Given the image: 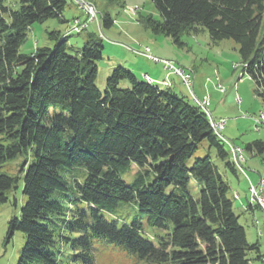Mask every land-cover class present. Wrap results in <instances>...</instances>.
<instances>
[{
	"label": "trees",
	"instance_id": "trees-1",
	"mask_svg": "<svg viewBox=\"0 0 264 264\" xmlns=\"http://www.w3.org/2000/svg\"><path fill=\"white\" fill-rule=\"evenodd\" d=\"M151 1L159 17H144L145 27L177 44L183 31L198 27L212 40L233 39L242 75L264 96V0ZM66 5L19 0L14 9L0 0V167L21 158L16 174L0 170V205L11 195L16 204L17 190L25 196L7 222V240L17 230L24 235L16 264H105L109 243L127 251L132 264H249L251 251L264 263L228 196L224 175L238 176V160L200 105L164 84L165 77H137L119 64L99 89L103 44L85 28L51 30L52 46L19 50L32 23L69 21ZM112 24L102 13L101 30ZM83 31L80 48L68 44L71 33ZM202 141L207 153L188 165ZM245 149L261 153L264 142ZM132 165L141 168L127 183L120 173ZM129 201L163 230L157 243L143 234L140 217L106 216Z\"/></svg>",
	"mask_w": 264,
	"mask_h": 264
},
{
	"label": "rangeland",
	"instance_id": "rangeland-1",
	"mask_svg": "<svg viewBox=\"0 0 264 264\" xmlns=\"http://www.w3.org/2000/svg\"><path fill=\"white\" fill-rule=\"evenodd\" d=\"M77 1L79 0H67L63 15L69 21L65 23H60L55 18H48L41 23H32L19 50L31 53L37 46H52L54 41L49 38L48 31L59 30L67 33L73 24L79 22L85 24L86 31H93L101 37L102 58L96 61L97 77L95 80L99 89L105 87L107 75L118 64L129 67L137 77L143 75L144 72L149 74L156 70L164 72L162 71V65H164L162 61H155V64L152 60L145 58L146 47L153 55L169 59L189 69V74H192L194 78L191 87H185L181 79L173 73L167 75L166 80L168 83L173 80L178 86L175 87V90L181 93L185 99L193 102L191 94H194L205 101L211 118L213 116L218 120L220 117H225L227 122L220 131L225 145L230 150L231 145L227 141L229 140L244 149L245 160L242 163L244 170L240 160L237 162V159L233 157L237 162L238 176L230 173L225 174L223 166L213 151L211 156L218 164L219 171L225 174L224 178L230 183L228 196L233 201V210L239 216V222L244 226L248 240L257 242L260 252L264 254V209L252 203V207L255 206V208L251 212L244 205L251 199L249 184H256L260 179H264V150L251 155L250 151L245 149V145L254 140L264 142V122L260 124V127H255V118L259 116L260 112L264 117V96L254 94L253 81L247 74L242 75L243 63L240 62L238 44L229 38L212 40L207 31L201 27H198L196 32L183 31L179 36L182 44L175 43L170 36L153 33L142 22V19L148 15L159 17L151 0H114L112 2L81 0L94 6L95 17L92 21L86 20L87 15L79 7ZM5 4L15 9L18 7L19 0H5ZM102 13L110 14L113 24L101 30ZM84 38L85 31L71 33L67 42L78 49L82 46ZM133 49L145 57L135 53ZM207 148V142L202 141L193 156L187 160V164L190 165L197 156H204L208 151ZM20 161L21 158H18L1 166L0 170L8 174H16ZM140 168L137 165H132L121 171L120 174L127 183H130L135 177V172ZM149 174L152 178V170ZM192 192L195 191L192 189ZM237 192L240 199H236ZM15 196L18 197L16 204L12 202L11 195L7 202L0 205V264H16L19 249L24 243V235L19 230L15 231L9 240L6 239L7 222L12 216L19 214L20 207L25 200V196H21L19 190L15 192ZM106 216L125 222L140 217L143 234L153 243H157V235L163 233V230L147 222L133 201L121 202L116 212L107 213ZM109 244V248L106 250L108 253L103 252L104 254L101 255L105 264H132L127 251L117 244ZM249 256H251L249 264H264L255 258L253 251L249 252Z\"/></svg>",
	"mask_w": 264,
	"mask_h": 264
},
{
	"label": "built area",
	"instance_id": "built-area-1",
	"mask_svg": "<svg viewBox=\"0 0 264 264\" xmlns=\"http://www.w3.org/2000/svg\"><path fill=\"white\" fill-rule=\"evenodd\" d=\"M78 5L83 7L84 10H86V15L87 18L86 20L88 21H92V19L95 17V9L94 7L88 5L87 2H82L81 0L77 1ZM85 24H80L79 22H76L75 24H73L69 30H75L76 29H83L85 26ZM146 51V58L152 60L153 62H157L158 60L162 61V67L165 70L166 74H165V78H167L166 76L173 73L174 75H176L178 78L181 79V81L183 82V85H185V87H191V85L193 84V75L189 74V69H187L186 67L172 62L169 59H163L161 57H157L155 55H153L149 48L146 47L145 48ZM143 76L145 78H147L146 74H143ZM165 83L168 84L167 80H164ZM193 97V100L200 105L206 112V105H205V101H202V99H199L198 97H196L194 94H191ZM213 118V117H212ZM257 118V119H256ZM255 118V127L258 128L260 127V124H262L264 122V117H262V112H260L259 116ZM214 119V118H213ZM227 119L225 117H220L218 118V120L214 119V121H216L218 128L220 129V131L224 128ZM226 139V138H225ZM227 140V139H226ZM231 147L232 150L234 152V154L238 157V159L241 162V166L243 161L245 160V155H244V149L240 146L235 145L233 142L227 140ZM243 169V166H242ZM244 170V169H243ZM244 172V171H243ZM263 186H264V179H260L259 182H257L256 184L250 183L249 184V188L251 191V203L257 204L258 206L262 207L264 209V197H263Z\"/></svg>",
	"mask_w": 264,
	"mask_h": 264
},
{
	"label": "crops",
	"instance_id": "crops-1",
	"mask_svg": "<svg viewBox=\"0 0 264 264\" xmlns=\"http://www.w3.org/2000/svg\"><path fill=\"white\" fill-rule=\"evenodd\" d=\"M133 51H134V49H133ZM135 53H137V54H141V53H138V52H136V51H134ZM141 55H143V54H141ZM144 56V55H143ZM145 57V56H144ZM146 58V57H145ZM155 63V62H154ZM156 64V63H155ZM163 71V70H162ZM144 73H147V72H144ZM148 75H150L151 77H153L154 79H156L157 81H159V80H162L164 77H165V75H164V72H162L161 73V71H159V70H156L155 72H153L152 74H149L148 73ZM171 80V79H170ZM179 80V79H178ZM180 82V81H179ZM171 83H172V86H175V87H178L176 84H175V82L173 81V80H171ZM181 84V83H180ZM250 154L251 155H254L253 154V152H250ZM234 157V156H233ZM238 161H239V159H238V157L236 158ZM262 193H263V190H262ZM237 194H238V197L236 198V199H240V196H239V193L237 192ZM243 203V202H242ZM245 205V208L246 209H248V210H250L251 212L254 210V208H255V206H253V209H250L249 207H248V201L246 202V204H244Z\"/></svg>",
	"mask_w": 264,
	"mask_h": 264
},
{
	"label": "bare ground",
	"instance_id": "bare-ground-1",
	"mask_svg": "<svg viewBox=\"0 0 264 264\" xmlns=\"http://www.w3.org/2000/svg\"><path fill=\"white\" fill-rule=\"evenodd\" d=\"M88 5H90V6H92V7H94L91 3H88ZM79 7H81V6H79ZM81 9H83V11L86 13V10H84V8L83 7H81ZM82 29H76V32H78V31H81ZM69 31H75V30H69ZM145 56H146V51H145V54H144ZM147 76V79H148V75H146ZM164 84H167V83H165L164 81H162ZM208 114H210L209 112H207ZM211 124H212V126L217 130V131H219V128H218V126H217V123H216V121H214V119H212L211 118ZM230 152H231V154L235 157V158H237V156L234 154V152H233V150H232V147L230 148ZM249 191H250V188H249ZM251 192V191H250ZM235 197H237V195L235 194Z\"/></svg>",
	"mask_w": 264,
	"mask_h": 264
}]
</instances>
